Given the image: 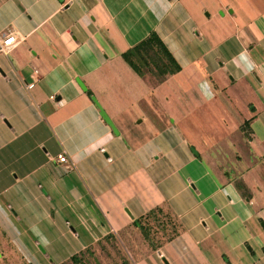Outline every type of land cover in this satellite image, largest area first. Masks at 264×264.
Here are the masks:
<instances>
[{"label": "crops", "instance_id": "0c3cea01", "mask_svg": "<svg viewBox=\"0 0 264 264\" xmlns=\"http://www.w3.org/2000/svg\"><path fill=\"white\" fill-rule=\"evenodd\" d=\"M151 33L179 66L158 79L121 56ZM8 34L0 239L31 264L107 241L132 264H264V0H0ZM157 207L178 227L159 242L133 226Z\"/></svg>", "mask_w": 264, "mask_h": 264}, {"label": "rangeland", "instance_id": "374dc122", "mask_svg": "<svg viewBox=\"0 0 264 264\" xmlns=\"http://www.w3.org/2000/svg\"><path fill=\"white\" fill-rule=\"evenodd\" d=\"M133 59L135 63L140 67L142 72L152 73L157 79L160 76L157 72V69H159L157 65H161V62L166 65V70H172V66L168 64L162 52L156 48L148 51V56H146L145 60L140 58ZM144 222L146 228L149 229L148 233H150L151 237L158 242L173 235L178 228L173 216L163 209L161 211L154 210L150 215L147 216ZM53 239L54 242L46 243L43 245L41 244V246L48 248L50 250L49 253L51 254V256L56 257L58 255V252L64 245L61 244L63 242L58 241V239H61L58 236H54ZM14 243L21 251V248L19 247L20 243ZM17 248L12 243L6 242L4 239H0V264H31L27 258L21 256L20 251H17ZM36 249H38L37 245ZM101 250H104V253L107 255L106 258L104 255L103 259L97 257L92 252V254H89L82 258L81 264H132L134 262L130 247L128 245H124L123 243L121 244L120 242L107 241L102 246V249H100V251ZM37 251L35 250V254L37 253Z\"/></svg>", "mask_w": 264, "mask_h": 264}, {"label": "trees", "instance_id": "16d2710c", "mask_svg": "<svg viewBox=\"0 0 264 264\" xmlns=\"http://www.w3.org/2000/svg\"><path fill=\"white\" fill-rule=\"evenodd\" d=\"M154 48L160 50L164 55V57L166 58L168 64L172 66V70H166V65L164 63L161 62V65H157L159 67V69H157L158 70L157 72L159 73L160 76L174 73L179 69V66L176 64L171 54L167 51L166 47L163 45V43L155 33H151L148 37L137 43L131 49L123 52L121 56L135 72H137L138 74H143L142 70L135 63L133 58H140L145 60L146 56H148V51L153 50ZM154 210L161 211L162 208L157 207L155 209H152L148 211L143 217L133 222V226L137 227L140 230L141 234L149 241L152 239V237L150 233H148L149 229L146 228L144 221L146 220L147 216L150 215ZM173 235H171L170 237H172ZM170 237H167L166 239H169ZM70 261L72 264H81L82 262L81 258H79L78 256H72L70 258Z\"/></svg>", "mask_w": 264, "mask_h": 264}, {"label": "built area", "instance_id": "2783aa9c", "mask_svg": "<svg viewBox=\"0 0 264 264\" xmlns=\"http://www.w3.org/2000/svg\"><path fill=\"white\" fill-rule=\"evenodd\" d=\"M20 38L17 37L15 34H8L6 35L1 41H0V52H8L10 48L15 46L20 42ZM28 86H31V83L28 84ZM53 98V96H51ZM57 160L60 162H64L66 160V157L64 154H60L57 157Z\"/></svg>", "mask_w": 264, "mask_h": 264}, {"label": "water", "instance_id": "95a60500", "mask_svg": "<svg viewBox=\"0 0 264 264\" xmlns=\"http://www.w3.org/2000/svg\"><path fill=\"white\" fill-rule=\"evenodd\" d=\"M86 93H87V95L90 96L91 101H93V102L98 106V108H99V110H100V114H101V116L103 117V119H104V120H105V121L111 126L112 130H113L115 133H117V130H116L115 127L113 126L111 120L107 117V115H106L105 112L101 109V107H99V105H98V103H97L95 97L91 96L90 93H89L88 91H87Z\"/></svg>", "mask_w": 264, "mask_h": 264}]
</instances>
